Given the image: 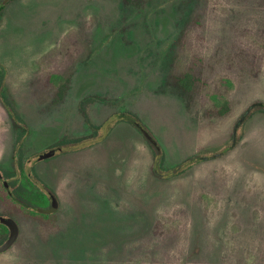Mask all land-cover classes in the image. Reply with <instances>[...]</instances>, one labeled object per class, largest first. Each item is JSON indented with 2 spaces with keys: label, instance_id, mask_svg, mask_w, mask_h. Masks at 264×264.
<instances>
[{
  "label": "rangeland",
  "instance_id": "obj_1",
  "mask_svg": "<svg viewBox=\"0 0 264 264\" xmlns=\"http://www.w3.org/2000/svg\"><path fill=\"white\" fill-rule=\"evenodd\" d=\"M1 6L0 171L50 206L43 181L60 208L19 212L0 178V213L20 225L0 264H264L263 109L232 146L264 102V0ZM66 44L89 48L66 65ZM80 140L92 143L35 160Z\"/></svg>",
  "mask_w": 264,
  "mask_h": 264
},
{
  "label": "trees",
  "instance_id": "obj_2",
  "mask_svg": "<svg viewBox=\"0 0 264 264\" xmlns=\"http://www.w3.org/2000/svg\"><path fill=\"white\" fill-rule=\"evenodd\" d=\"M129 1V0H128ZM3 6L0 7V10H2ZM74 41H76V43H78V41L80 40V36L78 34V36H74ZM72 38V39H73ZM70 39V36L66 37V43L68 42V40ZM79 44H73L72 47L71 45H67L66 44V65H72L73 62L75 61L73 59V50H74V47L77 46ZM80 48L78 50V59L81 60L83 58V56L86 55V52L88 51L87 49L89 48L88 47V44H85L83 46L79 45ZM76 51V50H74ZM81 57V58H80ZM73 61V62H72ZM59 77V76H58ZM180 81L185 85L184 87L186 86H190L189 84V80H187V77H184V78H181ZM3 96V95H2ZM6 100V99H5ZM7 101V100H6ZM6 105H7V108H8V111L12 117V119L14 120V122L19 126L21 125H24L23 123V120L22 118L18 115V113L15 111V109L13 108V106L10 105V102H6ZM256 109H263L264 110V102L263 101H257V102H254L249 108L248 110L250 111V113L252 114ZM249 113V114H250ZM239 129V128H238ZM238 132V131H237ZM92 142H86L85 140H80V141H76L73 145L69 146L68 149H74V148H77V147H84V146H88L90 145ZM67 148V147H66ZM224 154V151H220L217 153V155H213V156H204V158H211V157H214V156H219V155H222ZM160 154L157 153L156 156H159ZM201 158V157H200ZM199 158H196V157H193V158H189L188 160L184 161V163L180 166V167H177L175 168V172L176 171H180V170H184L186 168H188L189 166H191L194 162H196V160H198ZM154 168V171L155 173L157 174H160L157 170H155V166H153ZM174 173V172H173ZM163 175V174H161ZM27 211L28 213L32 214V215H36L37 213L39 212H35L33 210H25Z\"/></svg>",
  "mask_w": 264,
  "mask_h": 264
},
{
  "label": "flooded vegetation",
  "instance_id": "obj_3",
  "mask_svg": "<svg viewBox=\"0 0 264 264\" xmlns=\"http://www.w3.org/2000/svg\"><path fill=\"white\" fill-rule=\"evenodd\" d=\"M120 117L121 118H124V119H129L130 116L128 115H124V114H120ZM52 148H55L56 149V153L55 154H58V153H61L63 151H66L68 148H62L61 146H55V147H52ZM50 148V149H52ZM49 150H45L44 152L40 153L39 156H37V158L35 160L37 161H40V160H44V159H47V158H51V157H47V158H40V156L42 154H44L45 152H47ZM54 154V155H55ZM53 155V156H54ZM31 174V173H29ZM0 178H2L4 180V185H5V188L9 194V196L12 198V200L14 201V206L17 207L16 209L21 212L22 210H33L35 212H39L41 214H49V213H55L59 210L60 208V201H59V197L57 196V194L52 190V188H50L49 186H47L43 181H39L38 182L36 181V183L41 186V188L43 189L44 191V195L46 197V199L48 200V202L50 203L51 205V202L53 200V195L57 198L58 200V209L55 211V212H49L48 209L50 208V206H48L47 204H37V203H33L29 200H27L26 198H23L19 193H17L16 191L14 192L10 187H9V183L8 181L6 180V178L4 177V174L3 175H0ZM22 185V189L25 191L26 189L28 190L29 189V186L26 185L25 183L24 184H21ZM32 185V184H30ZM30 190V189H29ZM34 195V193H31ZM36 195V194H35ZM0 215L2 216H5L4 214L0 213ZM5 217H12V216H5ZM18 222V221H17ZM0 223L3 225V227L5 229H7L8 231V236H9V228L3 224L0 220ZM19 224V223H18ZM19 232H20V225H19V231H18V235H19Z\"/></svg>",
  "mask_w": 264,
  "mask_h": 264
},
{
  "label": "water",
  "instance_id": "obj_4",
  "mask_svg": "<svg viewBox=\"0 0 264 264\" xmlns=\"http://www.w3.org/2000/svg\"><path fill=\"white\" fill-rule=\"evenodd\" d=\"M250 111L246 110V112L242 115V117L238 120L236 126H235V138L232 143V146L236 145L237 143V131L239 126L246 120L247 116L249 115ZM137 127L141 129L143 134L146 136V138L153 144L154 148L156 149L157 153H161V146L159 145L158 141L154 138V136L140 123L137 121L136 118L130 117L129 118ZM56 153V149L52 148L49 151L45 152L40 156V158H47L51 157ZM206 157V156H205ZM0 175H2L0 171ZM58 200L57 198L53 195V200L51 202L50 208L48 209L49 212H55L58 209ZM0 220L3 224H5L9 228V236L7 240L0 245V253L7 250L12 246V244L16 241L18 238V231H19V224L18 222L13 218V217H5L0 215Z\"/></svg>",
  "mask_w": 264,
  "mask_h": 264
}]
</instances>
